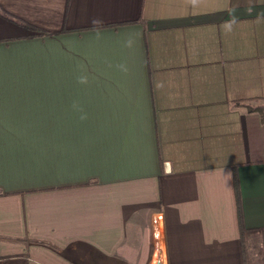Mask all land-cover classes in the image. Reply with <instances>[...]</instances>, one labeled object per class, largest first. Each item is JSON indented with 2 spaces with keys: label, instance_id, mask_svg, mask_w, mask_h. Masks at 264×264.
<instances>
[{
  "label": "crops",
  "instance_id": "crops-1",
  "mask_svg": "<svg viewBox=\"0 0 264 264\" xmlns=\"http://www.w3.org/2000/svg\"><path fill=\"white\" fill-rule=\"evenodd\" d=\"M234 176L264 228V0H0V264H154L158 213L245 264Z\"/></svg>",
  "mask_w": 264,
  "mask_h": 264
},
{
  "label": "rangeland",
  "instance_id": "rangeland-1",
  "mask_svg": "<svg viewBox=\"0 0 264 264\" xmlns=\"http://www.w3.org/2000/svg\"><path fill=\"white\" fill-rule=\"evenodd\" d=\"M247 264H264V233L251 234L245 244Z\"/></svg>",
  "mask_w": 264,
  "mask_h": 264
},
{
  "label": "trees",
  "instance_id": "trees-1",
  "mask_svg": "<svg viewBox=\"0 0 264 264\" xmlns=\"http://www.w3.org/2000/svg\"><path fill=\"white\" fill-rule=\"evenodd\" d=\"M26 27L32 30H37L34 26L30 24H24ZM41 33H45L41 31ZM234 190H235V198H236V209H237V218H238V224H239V232H240V242H241V248L244 256V262L247 264V256H246V250H245V244H246V239L249 235L255 234V233H264V228H246L243 225L242 222V213H241V204H240V195H239V190H238V185H237V179L234 176Z\"/></svg>",
  "mask_w": 264,
  "mask_h": 264
},
{
  "label": "built area",
  "instance_id": "built-area-1",
  "mask_svg": "<svg viewBox=\"0 0 264 264\" xmlns=\"http://www.w3.org/2000/svg\"><path fill=\"white\" fill-rule=\"evenodd\" d=\"M152 223L154 225L152 234L156 248V257L154 264H165V244L162 239V232H161L162 214L161 213L156 214L152 219Z\"/></svg>",
  "mask_w": 264,
  "mask_h": 264
},
{
  "label": "clouds",
  "instance_id": "clouds-1",
  "mask_svg": "<svg viewBox=\"0 0 264 264\" xmlns=\"http://www.w3.org/2000/svg\"><path fill=\"white\" fill-rule=\"evenodd\" d=\"M230 175H231V174L229 173V177H230Z\"/></svg>",
  "mask_w": 264,
  "mask_h": 264
}]
</instances>
